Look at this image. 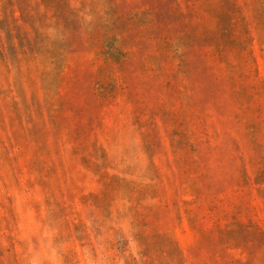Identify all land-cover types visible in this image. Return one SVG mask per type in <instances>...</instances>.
I'll return each instance as SVG.
<instances>
[{"label":"rangeland","instance_id":"374dc122","mask_svg":"<svg viewBox=\"0 0 264 264\" xmlns=\"http://www.w3.org/2000/svg\"><path fill=\"white\" fill-rule=\"evenodd\" d=\"M0 264H264V0H0Z\"/></svg>","mask_w":264,"mask_h":264}]
</instances>
